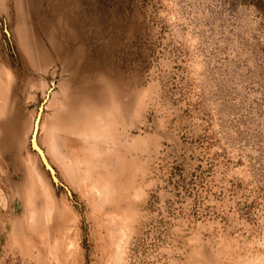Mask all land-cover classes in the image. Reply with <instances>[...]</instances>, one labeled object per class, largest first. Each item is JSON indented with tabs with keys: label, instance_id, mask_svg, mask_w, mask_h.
Instances as JSON below:
<instances>
[{
	"label": "rangeland",
	"instance_id": "rangeland-1",
	"mask_svg": "<svg viewBox=\"0 0 264 264\" xmlns=\"http://www.w3.org/2000/svg\"><path fill=\"white\" fill-rule=\"evenodd\" d=\"M0 264H264L249 0H0Z\"/></svg>",
	"mask_w": 264,
	"mask_h": 264
},
{
	"label": "water",
	"instance_id": "water-1",
	"mask_svg": "<svg viewBox=\"0 0 264 264\" xmlns=\"http://www.w3.org/2000/svg\"><path fill=\"white\" fill-rule=\"evenodd\" d=\"M38 117L35 120V123H34L35 126H34V129L32 131V134H31L30 149L38 155V158H39V160L43 166V169L48 172V174H49L51 180L53 181L54 185L63 187L65 189L67 195L69 197H72L70 190L59 181V179L56 176L55 169L49 163V161H48L47 157L45 156L43 150L35 142V138H36V134H37V130H38V128L36 129Z\"/></svg>",
	"mask_w": 264,
	"mask_h": 264
},
{
	"label": "trees",
	"instance_id": "trees-1",
	"mask_svg": "<svg viewBox=\"0 0 264 264\" xmlns=\"http://www.w3.org/2000/svg\"><path fill=\"white\" fill-rule=\"evenodd\" d=\"M249 2L255 6L258 13L264 18V0H249Z\"/></svg>",
	"mask_w": 264,
	"mask_h": 264
},
{
	"label": "bare ground",
	"instance_id": "bare-ground-1",
	"mask_svg": "<svg viewBox=\"0 0 264 264\" xmlns=\"http://www.w3.org/2000/svg\"><path fill=\"white\" fill-rule=\"evenodd\" d=\"M35 126V125H34ZM37 128V127H36Z\"/></svg>",
	"mask_w": 264,
	"mask_h": 264
}]
</instances>
